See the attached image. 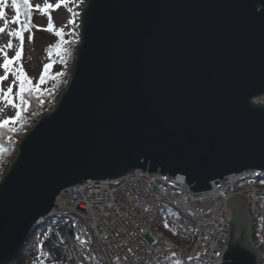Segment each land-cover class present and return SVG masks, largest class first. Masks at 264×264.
I'll return each instance as SVG.
<instances>
[{
  "label": "water",
  "instance_id": "water-1",
  "mask_svg": "<svg viewBox=\"0 0 264 264\" xmlns=\"http://www.w3.org/2000/svg\"><path fill=\"white\" fill-rule=\"evenodd\" d=\"M66 92L0 181V264L64 190L144 170L191 192L264 172V0H88ZM248 203L228 201L223 264H260ZM59 206V205H58Z\"/></svg>",
  "mask_w": 264,
  "mask_h": 264
},
{
  "label": "built area",
  "instance_id": "built-area-1",
  "mask_svg": "<svg viewBox=\"0 0 264 264\" xmlns=\"http://www.w3.org/2000/svg\"><path fill=\"white\" fill-rule=\"evenodd\" d=\"M85 185L93 197L57 206L38 222L24 245L29 264H223L233 196L248 203L258 225L254 244L264 247L262 170L227 176L199 193L183 175L144 170Z\"/></svg>",
  "mask_w": 264,
  "mask_h": 264
},
{
  "label": "rangeland",
  "instance_id": "rangeland-1",
  "mask_svg": "<svg viewBox=\"0 0 264 264\" xmlns=\"http://www.w3.org/2000/svg\"><path fill=\"white\" fill-rule=\"evenodd\" d=\"M33 5L32 15L33 18L31 19V23L33 24L32 34H34V40H29L28 37L30 35L29 32H25V41H24V52L23 57L20 63L23 65L25 73L28 77L32 80L34 86L38 85L40 89H45L48 87L47 82L40 83L39 77L43 74L44 65L51 64L52 67L49 70L52 71H68V73L72 70L71 62L61 63L60 57L52 51L54 46L61 41V37L53 32L42 31L40 29H44L48 27L49 18L48 15L39 11L35 5L39 4L41 8L44 4L51 3L55 5L58 0H30ZM88 0H68V7L61 5L59 9L53 8L50 9V15L52 23L55 25L56 30L60 28L64 29V41H70L73 39L74 41L81 39V29H82V14L87 6ZM71 9V11H69ZM6 13L8 20H11L15 16V9L11 6V0H8L6 7L3 9ZM73 13L77 15L73 16ZM75 20V24H70V20ZM39 26V28L35 27ZM0 27H5L6 31L3 34H0V46H4L11 40L13 44L12 49L5 48L4 50L8 53L9 57L15 55V51L19 47V38L10 36L8 33L11 31L18 30V24H6L4 20H0ZM74 43V42H73ZM69 50L73 51V56L76 57V51L73 50V44H70ZM64 59H67L70 54L68 50L66 53H62ZM3 63V54L0 53V64ZM18 65H13V67H17ZM63 66V67H62ZM69 73V74H70ZM4 75L3 68H0V76ZM71 75V74H70ZM15 81V76L12 73L8 74V80L3 81L0 83V87H2L5 91L7 90L8 86L11 85L13 87V97L14 103L19 104V97L17 93L19 92L18 82L13 83ZM17 111H21L12 105L7 104L6 101L0 100V123L3 122L5 119L14 118ZM19 121V120H18ZM15 123H9V126L15 125ZM25 253V250L24 252ZM24 261L29 264V260L31 257H27V254H23Z\"/></svg>",
  "mask_w": 264,
  "mask_h": 264
},
{
  "label": "snow or ice",
  "instance_id": "snow-or-ice-1",
  "mask_svg": "<svg viewBox=\"0 0 264 264\" xmlns=\"http://www.w3.org/2000/svg\"><path fill=\"white\" fill-rule=\"evenodd\" d=\"M7 3L8 0H0V20H4L6 24L19 25L18 30L11 31L8 34L10 36L18 37L20 43L18 49L15 51V55L12 57H9L8 53L4 50L5 48L8 49L13 48V44L11 40H9L6 45L0 46V53L3 54V63L0 64V68H3L4 70V75L0 76V83L8 80L9 73H12V75L15 76V81L13 83L18 82L19 92L17 93V95L19 97V104L14 103L13 87L11 85L8 86L6 91L2 87H0V100H4L7 102V104L22 110L23 106L28 104V100L25 98V93L32 95L33 93H39L41 91L38 85L36 86L33 85L32 80L25 73L23 65L20 63L24 52V41H25L24 33L29 32L30 35L28 39L30 41L34 40V34H32V29L34 26L31 23L33 5L30 2V0H11V6L15 9V16L11 20H8L6 13L3 10L4 7H6ZM61 5L68 7V0H58V2L55 5L46 2L42 8L39 4L35 5V7L42 13L48 15L49 18L48 27L40 30L47 32L55 31V34L61 37L60 43L56 44L52 49V51L55 52V54L60 57L61 63H66L64 56L62 54L67 52V49L63 47L64 43H66L63 40L64 29L60 28L59 30H56L55 25L52 23L50 11H49L50 9L53 8L59 9ZM69 11H71V9H69ZM22 14L24 16L23 20H21ZM75 15L77 14L73 13V16ZM69 23L74 25L75 20L74 19L70 20ZM35 27L39 28V26H35ZM5 31H6L5 27H0V34L5 33ZM13 65H18V66L13 67ZM51 67H52L51 64L44 65L43 74L39 77L40 83L46 82V79L49 77V69ZM63 75H64L63 72H59L56 74L57 77H61ZM21 118H22L21 111H17L14 118L3 120V122L0 123V128H5L9 123H15Z\"/></svg>",
  "mask_w": 264,
  "mask_h": 264
},
{
  "label": "trees",
  "instance_id": "trees-1",
  "mask_svg": "<svg viewBox=\"0 0 264 264\" xmlns=\"http://www.w3.org/2000/svg\"><path fill=\"white\" fill-rule=\"evenodd\" d=\"M32 18L33 15L31 19ZM23 19L24 16L22 14L21 20ZM65 42L66 43H64L63 47L67 49L70 54L65 61L71 62V66H74L76 57L73 56V51L69 50L70 46H72L70 44H73V50L77 51L76 49L79 48L81 40L79 39L74 41L71 39L70 41ZM59 72L62 71L49 70V77L46 79L48 87L41 89L39 93H33L32 95L25 93V98L28 100V104L23 106V109L21 110L22 118L15 125H7L5 128H0V181L5 177L11 166L14 164L19 153L20 144L26 138L27 134H29L34 126L39 123L43 116L52 112L56 108L59 103L58 101H60L63 94L66 92L70 84L69 80H71L72 71L71 73L69 72L71 75L68 71H65V73L63 72V76L57 77L56 74ZM260 101L264 102V98H262V100L260 99ZM257 234L258 225L255 223L252 229V236L254 240L257 239ZM260 250L262 252L261 255L263 262L264 247L262 245L260 246ZM18 264H25L24 257L21 258Z\"/></svg>",
  "mask_w": 264,
  "mask_h": 264
},
{
  "label": "bare ground",
  "instance_id": "bare-ground-1",
  "mask_svg": "<svg viewBox=\"0 0 264 264\" xmlns=\"http://www.w3.org/2000/svg\"><path fill=\"white\" fill-rule=\"evenodd\" d=\"M76 186L78 188H75V186H73V187H70V188L64 190L62 193H60L56 202L54 203V204H57V205H55V207H57L58 205L59 206L72 205L69 203H71L73 200L89 199V198L93 197L94 194L96 193L94 190L92 191V188L90 186H86L85 183H84V185L82 183V184L76 185ZM221 237H222L221 238L222 240H224V239L228 240L229 237L231 238V234L228 231V232H225L224 236H221Z\"/></svg>",
  "mask_w": 264,
  "mask_h": 264
}]
</instances>
